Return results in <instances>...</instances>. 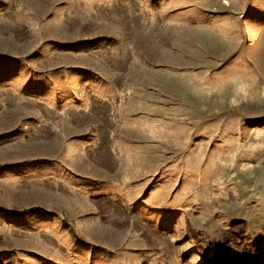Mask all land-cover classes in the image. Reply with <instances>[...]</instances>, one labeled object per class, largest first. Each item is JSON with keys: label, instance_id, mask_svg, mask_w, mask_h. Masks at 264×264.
I'll list each match as a JSON object with an SVG mask.
<instances>
[{"label": "rangeland", "instance_id": "obj_1", "mask_svg": "<svg viewBox=\"0 0 264 264\" xmlns=\"http://www.w3.org/2000/svg\"><path fill=\"white\" fill-rule=\"evenodd\" d=\"M0 264H264V0H0Z\"/></svg>", "mask_w": 264, "mask_h": 264}]
</instances>
